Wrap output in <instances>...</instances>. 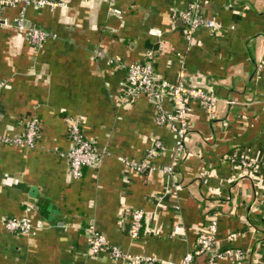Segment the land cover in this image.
I'll list each match as a JSON object with an SVG mask.
<instances>
[{"label":"crops","instance_id":"0c3cea01","mask_svg":"<svg viewBox=\"0 0 264 264\" xmlns=\"http://www.w3.org/2000/svg\"><path fill=\"white\" fill-rule=\"evenodd\" d=\"M48 1L25 8L26 22L47 33L37 46L12 26L19 7L1 12L0 136H20L33 116L39 134L31 147L0 142V264H119L89 252L86 227L131 255L179 262L212 212L214 247H239L241 264H264V0H196L213 26L190 40L171 16L191 0ZM148 52L157 76L216 97L209 113L190 103L180 149L151 101L124 91L127 65ZM73 120L98 153L78 178L65 156ZM151 138L163 145L151 168L125 167ZM235 152L254 166L250 175L229 161ZM123 208L140 209L157 236L127 237ZM9 217L28 219L31 233L7 231Z\"/></svg>","mask_w":264,"mask_h":264},{"label":"built area","instance_id":"2783aa9c","mask_svg":"<svg viewBox=\"0 0 264 264\" xmlns=\"http://www.w3.org/2000/svg\"><path fill=\"white\" fill-rule=\"evenodd\" d=\"M113 2L114 0H105ZM46 4H54L48 0H0V24H5L6 20L1 16V12L10 7H19L12 20V26L26 38L27 42L37 46L43 42L47 33L35 28L31 24H25V8L30 5L39 8ZM112 12L118 14V10L112 9ZM178 17L182 22L183 34L187 40H190L196 28L201 25L212 27L213 22L203 17L198 9L196 0L188 1L184 8L175 11L174 17ZM3 18V19H2ZM123 86L125 94L132 96L135 93H142L151 101L156 109L155 121L158 124H167L173 130L177 140L175 146L180 149L183 136L185 135L188 124L186 121L187 113L190 110V103L194 102L206 112H211L216 97L214 94L201 87L189 86L184 80L170 82L157 76L153 70L152 54L148 52L146 57L137 62L127 65L125 69ZM166 101L169 105L165 108L162 104ZM39 134V122L36 117H30L24 123L23 133L20 136L6 137L0 136V142H6L16 145L33 146ZM67 138L70 147L65 153L67 159L68 173L72 178H78L83 167H92L97 164L98 153L95 143L92 139L85 137L80 130L76 120L69 123L67 127ZM162 142L157 138L150 139V145L143 156L137 161H125V167L133 168L138 172H147L151 168V159L162 151ZM228 159L235 166L240 167L242 172L250 175L253 171L252 163L245 155L232 153ZM171 167H164L162 170L167 172ZM165 194V192H164ZM143 212L140 209L123 208L119 214L121 226L131 239L157 236V230L151 225L143 222ZM3 227L10 232L21 234L31 233L32 227L26 218L9 217L3 220ZM217 232V213L212 212L203 225L202 232L196 237L194 245L190 251L185 252L179 262L163 261L149 256L131 255L122 251L119 247L107 242L105 236L93 229L85 228V237L88 250L91 253H97L104 250L119 264H196L195 256L207 254L204 260L205 264H215L216 259L228 257L231 264H241L245 253L239 247H229L216 249L214 245L218 242ZM237 233L228 234V239H233Z\"/></svg>","mask_w":264,"mask_h":264},{"label":"trees","instance_id":"16d2710c","mask_svg":"<svg viewBox=\"0 0 264 264\" xmlns=\"http://www.w3.org/2000/svg\"><path fill=\"white\" fill-rule=\"evenodd\" d=\"M223 249V248H222ZM210 253H207V254H202V255H199V256H195L194 257V261L196 262L197 261V259H199L200 257H202L203 256V258L202 259H206L207 257H208V255H209ZM152 264H159V263H157V262H154V263H152Z\"/></svg>","mask_w":264,"mask_h":264},{"label":"water","instance_id":"95a60500","mask_svg":"<svg viewBox=\"0 0 264 264\" xmlns=\"http://www.w3.org/2000/svg\"><path fill=\"white\" fill-rule=\"evenodd\" d=\"M25 24L27 25V24H29V23L26 22ZM35 28H36V27H35Z\"/></svg>","mask_w":264,"mask_h":264}]
</instances>
